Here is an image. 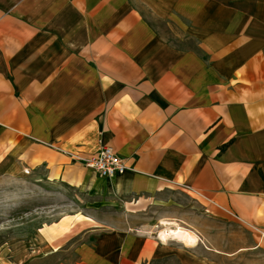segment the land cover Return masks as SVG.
Returning a JSON list of instances; mask_svg holds the SVG:
<instances>
[{
	"label": "crops",
	"instance_id": "crops-1",
	"mask_svg": "<svg viewBox=\"0 0 264 264\" xmlns=\"http://www.w3.org/2000/svg\"><path fill=\"white\" fill-rule=\"evenodd\" d=\"M104 146L123 175L85 167ZM25 170L137 209L180 191L264 231V0H0V176ZM87 219L51 225L50 254L78 239L74 264H213L203 242Z\"/></svg>",
	"mask_w": 264,
	"mask_h": 264
},
{
	"label": "rangeland",
	"instance_id": "rangeland-1",
	"mask_svg": "<svg viewBox=\"0 0 264 264\" xmlns=\"http://www.w3.org/2000/svg\"><path fill=\"white\" fill-rule=\"evenodd\" d=\"M147 19L156 29L169 33V27L152 14L147 13ZM166 40L178 47L188 45L173 34ZM43 175L0 176V264H74L80 240L50 254V226L61 221L73 225L82 216L87 221L94 219L98 226L143 229L155 238L166 221L192 231L199 244L214 250L201 245L197 251L213 264H264V239L256 231L234 219L223 222L209 217L180 191L161 194L156 202L137 209L127 200H108L104 194L95 196L50 184L42 180Z\"/></svg>",
	"mask_w": 264,
	"mask_h": 264
},
{
	"label": "built area",
	"instance_id": "built-area-1",
	"mask_svg": "<svg viewBox=\"0 0 264 264\" xmlns=\"http://www.w3.org/2000/svg\"><path fill=\"white\" fill-rule=\"evenodd\" d=\"M83 163L86 168L94 170L100 175V177L103 178H114L115 176L123 175L129 169L125 160L119 157V155H117L114 149L110 146L102 147L98 153L85 159ZM29 173L30 172L28 170H25L26 175ZM182 190L196 201L209 202V204L214 205V203L203 194L190 187L182 186ZM224 211L230 216H233L228 210L224 209ZM238 222L240 223V221ZM240 224L242 225V223ZM245 225L246 224H243V226ZM248 228L256 231L264 239V231L249 225Z\"/></svg>",
	"mask_w": 264,
	"mask_h": 264
},
{
	"label": "bare ground",
	"instance_id": "bare-ground-1",
	"mask_svg": "<svg viewBox=\"0 0 264 264\" xmlns=\"http://www.w3.org/2000/svg\"><path fill=\"white\" fill-rule=\"evenodd\" d=\"M161 225L163 228L161 231H159V238L161 240H175L183 243L186 246H195L199 242L198 237L190 230L184 229L176 224L166 221L162 222Z\"/></svg>",
	"mask_w": 264,
	"mask_h": 264
}]
</instances>
